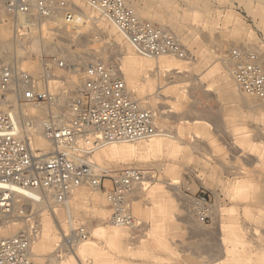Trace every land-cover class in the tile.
<instances>
[{"label":"rangeland","instance_id":"374dc122","mask_svg":"<svg viewBox=\"0 0 264 264\" xmlns=\"http://www.w3.org/2000/svg\"><path fill=\"white\" fill-rule=\"evenodd\" d=\"M55 2L52 17L42 20L37 14L33 23L24 25L0 2V39L7 42L6 47L0 43V72L12 60L35 74L42 71L45 59L65 60L72 69H56L52 89L60 96L66 93L68 109L84 81L83 67L97 59L116 64L120 51L131 45L122 35L120 41L110 34L115 25L88 0ZM126 2L140 18L169 31L187 49L185 58H148V68L163 65L148 92L139 94L129 86L136 99L152 106L157 126L167 134L156 137L165 139V145L152 153L125 155L114 153L113 144L147 140L112 143L102 147V159L95 150L91 159L100 167L92 169L83 186L85 195H72L73 219L88 227L89 243L82 253L76 249L57 259L55 248L69 218L63 206L43 204L37 207L42 227L50 221L57 229L43 249L32 246V264H264V95L243 94L226 69L231 65L232 71L227 53L235 47L255 51L264 60V0ZM68 10L74 11V21L66 25ZM28 61L35 64L30 67ZM72 77L81 81L75 85ZM245 99L251 100L249 107L241 104ZM47 110L39 115L42 119ZM45 147L49 152L50 143ZM129 166L150 171L143 187L130 194L140 225L110 237L104 232L114 228L106 189L96 182L109 187L110 179H100L101 171L115 173ZM195 196L206 197L210 205L211 216L204 222L193 212ZM18 227L14 225L13 233Z\"/></svg>","mask_w":264,"mask_h":264},{"label":"built area","instance_id":"2783aa9c","mask_svg":"<svg viewBox=\"0 0 264 264\" xmlns=\"http://www.w3.org/2000/svg\"><path fill=\"white\" fill-rule=\"evenodd\" d=\"M55 0H3L11 17L37 12L49 17L55 10ZM102 17L110 19L137 52L149 57L173 55L187 57V49L172 33L138 16L126 0H88ZM65 24H72L74 11L64 15ZM232 75L245 94L264 95V60L255 51L235 47L228 51ZM73 68L76 67L72 65ZM56 69L68 72L72 68L65 60H43L42 71L35 74L17 60L2 66L0 72V229L12 223L19 225L10 235H0V264H32V244L41 234L40 211L33 203L40 202L35 193L53 194L57 204H65L74 187L88 183L92 175V153L101 145L114 141L148 138L160 131L154 113L134 98L126 80L101 59L83 67L84 81L72 96L66 120L58 122L53 106L58 94L52 82L58 78ZM45 103L43 132L51 143L44 154L31 145V137L17 121V105ZM150 171L140 167H125L115 173L101 171L109 178L106 187L110 222L115 226H139L131 206L132 190L148 177ZM192 209L201 222L210 218L206 197H193ZM90 237L88 227L69 219L55 254H73L76 247Z\"/></svg>","mask_w":264,"mask_h":264},{"label":"bare ground","instance_id":"6f19581e","mask_svg":"<svg viewBox=\"0 0 264 264\" xmlns=\"http://www.w3.org/2000/svg\"><path fill=\"white\" fill-rule=\"evenodd\" d=\"M3 0H0V2H2ZM2 10V9H1ZM3 11V10H2ZM4 12V11H3ZM37 12H32L30 14H18L17 16H15L16 21L18 24H30L33 23L36 19H37ZM40 15V14H39ZM55 15V14H54ZM42 20L43 18H47L44 17L42 15H40ZM56 16V15H55ZM52 17V16H49ZM40 18V19H41ZM2 19V18H1ZM48 20V19H47ZM46 20V21H47ZM110 20V19H108ZM83 21V20H82ZM105 21V20H104ZM104 21H102L104 23ZM111 21V20H110ZM37 22V21H36ZM44 23V22H43ZM108 23V22H107ZM113 23V22H112ZM102 24V23H101ZM111 24V23H110ZM114 24V23H113ZM154 24V23H153ZM32 25V24H31ZM84 25V24H82ZM115 25V24H114ZM107 26V24H106ZM84 27V26H83ZM108 27V26H107ZM19 29V28H18ZM117 26H111L109 28V32L110 34H113V36H115L116 39L118 40H122V36L123 38L126 39V37L122 34H119V32L117 31ZM2 30V29H1ZM9 32V31H8ZM108 32V33H109ZM1 34V33H0ZM7 34V32H6ZM122 35V36H121ZM5 36V35H4ZM2 36V37H4ZM111 36V35H109ZM112 36V37H113ZM174 36V35H173ZM175 37V36H174ZM34 38V37H32ZM177 40L178 38L175 37ZM5 40V39H4ZM3 40V38L0 39V43H1V47L7 46V42H5ZM114 41V40H113ZM116 41V40H115ZM123 41V40H122ZM126 41H128L126 39ZM11 42V41H10ZM9 42V43H10ZM129 42V41H128ZM120 43V42H119ZM130 43V42H129ZM39 45V44H38ZM131 46L126 45V49L124 51H120L121 53V57L119 59V62L116 64H107L106 61H103L104 63H106L108 65V67H111L114 71H117L119 74H121L122 77H124V79L126 80L127 86L129 88V86H131L135 91H137L139 94H143L144 92H146L149 88V86L152 84L153 79L155 78L156 75H159L160 71L163 68L162 63L158 64L156 68H148L147 65L149 63L148 58L150 59H159L162 58L164 56H173V55H161L159 57H149V56H145L140 54L139 52H137V50L135 49V47L130 43ZM9 46V44H8ZM113 46V45H112ZM3 47V48H4ZM53 47V46H52ZM55 47V46H54ZM9 48V47H8ZM68 48V47H67ZM56 49V47L54 48ZM60 49V48H59ZM66 50V48H64ZM120 49V48H119ZM53 50V49H52ZM62 50V49H61ZM69 50V49H68ZM67 50V51H68ZM48 51V50H47ZM55 51V50H53ZM57 51V49H56ZM100 51V50H99ZM49 52V51H48ZM51 52V51H50ZM62 52V51H61ZM118 52V50H117ZM115 54V53H113ZM2 55V54H1ZM140 55V56H139ZM3 56V55H2ZM66 56V55H65ZM115 56V55H114ZM113 56V57H114ZM1 57V56H0ZM6 57V55H5ZM68 57V56H67ZM143 57V58H142ZM174 57V56H173ZM71 58V57H70ZM167 58V57H166ZM7 59V58H6ZM118 59V58H117ZM116 60V59H115ZM109 61V59L107 60ZM118 61V60H117ZM0 62H1V58H0ZM26 62V61H25ZM29 62V66L32 67L34 63H30ZM27 62V64H28ZM33 62V61H32ZM155 62V60H154ZM39 65V64H38ZM85 65V64H84ZM28 66V65H26ZM36 66V65H35ZM75 66V65H74ZM37 67V66H36ZM231 65H228L226 67V69L232 73L231 71ZM31 69V68H30ZM33 70V68H32ZM156 71V73L154 72ZM39 74V73H38ZM79 76V75H78ZM80 77V76H79ZM79 77H72L74 84H78L79 81ZM82 77V76H81ZM233 77V76H232ZM56 81V80H55ZM53 81L52 84L55 82ZM237 85V84H236ZM238 87V86H237ZM58 88V86L56 87ZM239 89V88H238ZM132 96L133 93L131 91V89L129 88ZM240 90V89H239ZM241 91V90H240ZM148 92V91H147ZM242 92V91H241ZM65 93V92H64ZM243 93V92H242ZM245 94V93H243ZM154 95V94H153ZM249 97H253V98H261V97H256V96H252V95H248L245 94ZM134 97V96H133ZM135 98V97H134ZM244 99V98H243ZM142 100V99H141ZM2 104H5L4 101H2L0 99ZM67 103H68V96L66 95V93L62 96L58 95L57 97V101L55 103V105L53 106V110L55 115L59 118L58 122H62L64 120H66L67 116H68V111H67ZM148 104V102H147ZM241 104L245 107H249L251 105V100H247L245 99V101H242ZM145 105V104H144ZM149 105V104H148ZM152 112L153 110L150 108L152 106H147ZM49 107L45 104V103H39V104H29V105H17L15 108V112H16V116H17V121L19 122L20 127L22 128V130L27 133L28 135H30L31 137V145L32 147H39L40 151L44 154L48 153L47 152V148L45 147V144L50 143V141L46 138L44 132H43V123H44V119H42L39 115L41 113H43L45 110H47ZM154 113V112H153ZM155 115V113H154ZM58 120V119H57ZM40 125V127H39ZM156 136H167L166 133L162 134V131L148 137V138H144V139H137V140H131V141H114L111 143H107V144H103L100 147H98L96 150L97 151L95 154V156H98V158L102 159V154H101V149L102 147L108 145V144H112V143H125V142H136V141H145L147 140V142L145 143H141V144H113L114 146H112V151L114 153H120V154H125V155H143V154H147V153H152L155 152L157 150H160L162 147H164L165 145V139H162L160 137H156ZM155 137V138H153ZM42 140V141H40ZM51 145V143H50ZM148 156V155H147ZM97 158V159H98ZM93 161V159H92ZM93 168L96 167H100L98 164H96L95 162L93 163ZM92 168V169H93ZM104 170V169H103ZM108 170V169H107ZM93 175V172H91ZM91 175V176H92ZM158 180V179H157ZM97 184H99L98 182H96ZM145 183L140 184L142 187ZM85 185V183L76 186L73 188L70 198L67 201V203L65 204H57L54 201L53 198V194L50 193H35V197H40V202L38 203H33V207L37 209V207L42 206L43 204H45L47 207H52V205H61L66 209V213L68 215L69 219H73V209H72V195H78V197H82L85 195V190L83 188V186ZM139 185H137L136 187H138ZM136 187L134 188L136 190ZM95 189H99V186L96 185ZM134 189L132 191H134ZM139 189V187H138ZM144 190V188H140V190ZM135 192V191H134ZM133 192V193H134ZM264 192V191H263ZM263 192H261V194H263ZM132 193V192H131ZM260 194V193H259ZM133 195V194H132ZM137 197V196H136ZM41 213V210H39ZM109 212V210H108ZM105 215V213H104ZM107 215V214H106ZM42 222V220H41ZM111 223V222H110ZM17 223H12L10 225L4 226L3 228L0 229V235H10L13 233L14 231V225ZM112 226H114V228H109L106 229L104 228V232L107 236L110 237H116L119 236L120 233L122 232V230L125 227H136V226H115L113 224H111ZM57 229V226H55ZM53 224L50 221H46L45 224L43 225V235L40 234L33 242L32 246L34 245V248L36 250H41L44 247V243L45 241L50 239V235L52 233H54V228ZM57 231V230H56ZM42 233V231H41ZM42 235V236H41ZM41 237V240H40ZM39 241V242H38ZM87 243H89L87 240L83 241L82 243H80L76 249L78 252L82 253L84 251L85 246L87 245ZM76 253V252H74ZM56 255V254H55ZM66 256H62L60 258H58L59 256L56 255L57 259H64V257ZM61 261V260H60ZM78 261V260H77Z\"/></svg>","mask_w":264,"mask_h":264}]
</instances>
